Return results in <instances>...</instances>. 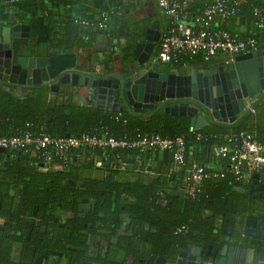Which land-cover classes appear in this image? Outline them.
<instances>
[{
  "label": "trees",
  "instance_id": "1",
  "mask_svg": "<svg viewBox=\"0 0 264 264\" xmlns=\"http://www.w3.org/2000/svg\"><path fill=\"white\" fill-rule=\"evenodd\" d=\"M46 1L36 0V7L45 11ZM192 2L185 9L187 15L183 22L193 28L200 26L194 17L209 0L198 2V6ZM263 15L264 7L257 0H246L234 15L221 23L214 19L212 24L236 39L251 38L257 43L260 32L238 37L232 23L235 17H243L252 22L256 30H263ZM97 16V21L87 20L97 23L101 21L99 13ZM169 23L167 17V25ZM133 33L134 38L123 47L124 58L129 55L131 42L142 34ZM204 62L207 61L199 55H183L167 64L177 71L182 64ZM63 97L56 94L44 100L41 87L0 86V136L29 131L75 137L105 133L124 140L150 135L181 137L184 143L181 168L172 170L171 150H164L161 160L157 161L155 152L159 150L70 149L65 158L51 157L44 171L38 167L44 150L33 155L0 151V264H144L136 260L138 256L144 257L139 254L140 249L144 254L153 253L173 260L178 247L198 244V240L207 241L208 221L202 220L200 214L210 206L216 213L226 209L222 200H225L223 203L235 201L237 193L231 188L241 182L229 175L206 179L201 186L203 192L192 199L180 198V194L169 197L164 193L171 201L168 208L155 202L159 193L164 192L166 182L182 178L190 162L202 165L208 173L223 171L225 161L220 157V168L206 166V149L222 144L224 135L247 132L254 140L264 143L263 123L250 122L251 125L246 126L250 114L232 126L194 129L189 125V116L185 115H169L162 110L147 116L131 115L125 110L76 106ZM148 159L150 163L146 165ZM53 163L62 167L51 169ZM81 199L87 202L82 203ZM88 223L90 227L86 226ZM14 243L20 244L22 249L29 248L31 255L13 260Z\"/></svg>",
  "mask_w": 264,
  "mask_h": 264
},
{
  "label": "water",
  "instance_id": "2",
  "mask_svg": "<svg viewBox=\"0 0 264 264\" xmlns=\"http://www.w3.org/2000/svg\"><path fill=\"white\" fill-rule=\"evenodd\" d=\"M158 36L157 24L148 25L131 49L132 67L96 71L92 63L90 68L78 63L74 53L50 51L47 45L32 41L29 25L7 13L0 20V86L46 87L52 95L62 90L60 86L66 85L63 90L75 95L82 87L87 89L90 107L140 116L161 109L165 114L189 116L194 129L208 124L232 126L264 98V38L254 47L248 45L230 62L212 70L213 64L205 66L209 68L202 74L156 70L150 57ZM250 177L264 188V172H253ZM166 191L174 193L173 189ZM220 242L221 246L212 250L211 243L206 249L187 246L181 254L183 259L173 258L172 264H264L263 221L258 224L250 220L239 236H225ZM152 261L163 264L165 258L149 254L145 263Z\"/></svg>",
  "mask_w": 264,
  "mask_h": 264
},
{
  "label": "built area",
  "instance_id": "3",
  "mask_svg": "<svg viewBox=\"0 0 264 264\" xmlns=\"http://www.w3.org/2000/svg\"><path fill=\"white\" fill-rule=\"evenodd\" d=\"M192 0H154L158 9L167 17L170 23L161 31L157 40V48L151 55L153 63H170L180 56H200L203 61L222 55L223 62L246 50L250 45L254 47L256 41L248 38L245 41L236 39L228 31L212 25L214 19L217 23L225 21L234 15L238 6L246 0H209V2L194 17L200 22L199 27H191L184 23L187 12L186 7ZM254 12H258L254 9ZM264 16V15H263ZM101 21L97 22L100 28L106 26V13H100ZM81 24H92L88 20H80ZM223 143L216 146L215 153L225 161L223 171H204L202 165L190 162L182 177L183 194L192 199L203 192L201 188L206 179H219L225 175L236 181H241L247 175L264 169V143L256 141L247 132L237 135H224ZM106 149L129 148L137 151L171 150L172 170H179L183 162L184 143L181 137H159L150 135L141 139H114L100 135H85L75 137L70 135L52 136L46 134H33L25 131L19 135L0 136V148L9 151H20L23 154L33 155L38 150L45 153L39 163V170L48 169L51 157L65 158L70 149ZM98 164V162L96 163ZM61 164H50L51 169H60Z\"/></svg>",
  "mask_w": 264,
  "mask_h": 264
},
{
  "label": "crops",
  "instance_id": "4",
  "mask_svg": "<svg viewBox=\"0 0 264 264\" xmlns=\"http://www.w3.org/2000/svg\"><path fill=\"white\" fill-rule=\"evenodd\" d=\"M76 1H79V3L65 4L59 3L57 0H47L44 11L36 7V0H0V20H4L6 14L11 13L18 22L29 25V38L32 41L47 45L50 51L58 50L74 53L78 63H84L88 68L91 67L92 63L96 71H101L102 67L110 70L109 68L114 66L116 71H120L123 67H132L134 57L131 50L128 57L124 58L123 47L134 38L133 31L141 33L145 27L153 23H156L158 31H161L167 25V16L158 9L154 0ZM193 1L192 4L196 6H198V2H202V0ZM257 2L264 7V0H257ZM101 12L106 13L104 21L106 26L104 28H100L95 22H91L92 24L89 25L80 23V20L87 19L97 21L99 18L97 15ZM95 17L97 19L93 20ZM225 24L229 23L226 22ZM212 25H215V23ZM235 26L237 30L233 31L236 32L238 37L247 34H259L258 32H260L256 45L264 38V28L263 30H256L252 22L243 17H235L232 28ZM137 41L138 39L131 42V49ZM156 48L157 45L153 53ZM222 62L223 56L219 55L210 61L199 63L198 65L182 64L178 69L181 72L198 71L203 74L209 68L205 66L213 64V67L209 68V70H212V68L214 69L216 65H220ZM153 67L162 71H173L172 68H174L170 64L160 62L154 63ZM60 87L62 90L58 91L57 95H64L63 98H66L73 105L88 106L89 98L85 95L87 94L86 88L80 87L77 95L73 93L68 95L67 91L63 90V88L66 89V85ZM41 88L44 100L53 97L52 94H49V90L46 87ZM26 91L30 92L29 90ZM246 107L249 108V105L246 104ZM242 112H239L236 116ZM249 114L251 119L246 121L247 127L251 125L250 122L264 124V98ZM211 126L213 124H208L205 127ZM215 148L216 146H211L206 149V166L211 169L220 168L222 162L216 155ZM163 155L164 151L155 152V160H161ZM149 163V159L145 161L146 165ZM259 172H264V169ZM251 174L244 177L240 181V185L251 179ZM240 185L233 186L231 189L236 191Z\"/></svg>",
  "mask_w": 264,
  "mask_h": 264
},
{
  "label": "flooded vegetation",
  "instance_id": "5",
  "mask_svg": "<svg viewBox=\"0 0 264 264\" xmlns=\"http://www.w3.org/2000/svg\"><path fill=\"white\" fill-rule=\"evenodd\" d=\"M156 45H157V41L154 43L153 50L156 47ZM189 104L192 103L189 102ZM2 151H4V149ZM96 166L98 167V164H96ZM174 181L175 182H171V183L166 182L165 186L163 187L164 192L159 193L160 194L158 195L159 197L156 198L155 200L157 205L164 206L166 208L170 206L171 201L170 199H166L164 197L163 195L164 193L167 194V196L169 197L180 194V198H184V199L186 198L183 194L182 178L175 177ZM174 186L176 188L174 189L173 194H169L167 191L165 192L166 189H172ZM238 188L239 191L231 190L234 194L235 192L238 194V196L237 194L235 195L236 197L235 201L233 202L227 201L223 203L225 200L224 199L222 200L221 204L223 206L226 205V209H224L223 211L216 213L215 208L211 206L202 211V213L200 214L201 219L208 221L206 225V228H208V239L205 243L198 240V244L197 243L191 244L190 248H193L196 245H198L199 247L202 246L204 249H206V246L211 243V250L214 248L218 249L222 244L220 240L225 236H229V239H234L237 236H239L246 222L248 221L250 222V220H254L258 224H261V221L264 222V188H259L256 182H252L251 179H249L246 183L241 184ZM81 202L86 203L87 199H81ZM167 202H169L168 205ZM0 220H1L0 223H2V219ZM258 220L261 221L259 222ZM83 226H85V224H83ZM86 226L90 227V224L88 223L86 224ZM100 241L104 243V241L102 240ZM229 244H233V242L231 243L228 242V245ZM185 248L186 247H178L174 258L177 257L180 260L183 259L181 254L183 253V251H185ZM25 249L30 250L29 248L22 249V246L20 244L14 243V250H16L15 255L17 256V258L19 259L26 258V256L31 255V252L28 253L29 251L26 252L27 250ZM136 250L137 249H135V251ZM204 251L205 250H203V252ZM139 254L143 255L144 257L140 258L138 256L136 258L138 263H141L139 261H143L144 264H159V263H155L154 261L150 263H145V259L149 254H144L143 249H140ZM178 254H180V256ZM33 258L34 256H32V259ZM172 263H174L173 260L165 259V262L163 264H172Z\"/></svg>",
  "mask_w": 264,
  "mask_h": 264
},
{
  "label": "rangeland",
  "instance_id": "6",
  "mask_svg": "<svg viewBox=\"0 0 264 264\" xmlns=\"http://www.w3.org/2000/svg\"><path fill=\"white\" fill-rule=\"evenodd\" d=\"M0 222H1V220H0ZM25 250H27V249H25ZM25 250H24V251H25ZM28 251H29V250H27L26 252H28ZM29 252H30V251H29ZM15 254H16V250L13 249V254L11 255V258H12L13 260L18 259L17 256H16ZM39 258H41V257L39 256Z\"/></svg>",
  "mask_w": 264,
  "mask_h": 264
}]
</instances>
